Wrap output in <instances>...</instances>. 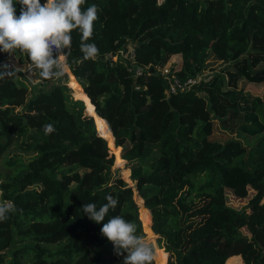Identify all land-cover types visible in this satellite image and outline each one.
Instances as JSON below:
<instances>
[{
  "label": "trees",
  "instance_id": "1",
  "mask_svg": "<svg viewBox=\"0 0 264 264\" xmlns=\"http://www.w3.org/2000/svg\"><path fill=\"white\" fill-rule=\"evenodd\" d=\"M93 4L94 58H83L73 30L63 76L32 70L33 82L31 70L9 69L0 79V200L17 208L0 222V264H122L100 235L103 222L81 208L107 195L118 201L109 216L134 222L144 238L156 234L164 253L154 248L156 264H264V90L238 86L264 82V0H85L81 8ZM120 48L141 73L124 56L105 57ZM9 60L28 58L0 52V66ZM155 66L180 81L210 73L167 92ZM214 119L225 138L211 137ZM48 123L55 132L45 135ZM113 157L129 182L128 163L135 199ZM226 189L244 205L228 203Z\"/></svg>",
  "mask_w": 264,
  "mask_h": 264
},
{
  "label": "clouds",
  "instance_id": "2",
  "mask_svg": "<svg viewBox=\"0 0 264 264\" xmlns=\"http://www.w3.org/2000/svg\"><path fill=\"white\" fill-rule=\"evenodd\" d=\"M15 3L21 5L16 15ZM85 0H0V52L13 55L15 50L27 55V67L35 70L43 79L59 78L66 70L65 51L71 46V33L81 34L80 51L85 60L98 54L94 43L87 41L93 35L94 21L98 19V7L93 4L86 9ZM7 65L0 66V79L11 76ZM45 135L55 132L53 124L43 126ZM99 207L95 203L82 205L85 216L101 224L100 235L112 245L122 264H153L156 253L153 245L137 234L136 224L120 215L109 216L118 201L111 195ZM17 211L11 200H0V222ZM108 216L107 222L105 217Z\"/></svg>",
  "mask_w": 264,
  "mask_h": 264
},
{
  "label": "rangeland",
  "instance_id": "3",
  "mask_svg": "<svg viewBox=\"0 0 264 264\" xmlns=\"http://www.w3.org/2000/svg\"><path fill=\"white\" fill-rule=\"evenodd\" d=\"M174 58H175V57H172V61L174 60ZM209 64H211L210 66H213V67H215V68H218L219 65H221L219 61H211V62H209ZM208 73H210V72H209L208 70H205L204 72L199 73L198 75H199V77L201 78V77L205 76V75L208 74ZM27 75L31 77V79L33 80V82L36 80L35 78H33V72H32V70L29 71V72H27ZM75 83H77V81H75ZM238 86H242L245 90H248V91H249L250 93H252V94H261L262 91L264 90V82H260V83H249V82L244 81L243 78H240V79L238 80ZM228 134H229V133H227L226 131L221 130L220 127H218V122L214 119V120H213V128H212L211 137H219V138H222V139H223V138H225ZM119 151H120V150H119ZM15 152H16V154L13 155V156L19 155V156H21V157L24 158V159H26L29 155H31L30 152H20V151L13 150V148H9V149L7 150V152H6V155H12V154H14ZM107 152H108L109 154H112V155H113V153L110 151V148L108 147V145H107ZM123 164H124V166L128 169V178H129V182L126 181V180L122 177V173H121V171H120V168H119L118 165H116V164L114 163V157H113L112 168L115 169V172H116L117 174H119V175L125 180V182H127L128 184H131L133 180H131L130 177H129L128 163L124 160ZM249 192H250V191H249ZM135 195H136V193H135L134 190H133V196H134V199H135ZM226 199H227L228 203H230V204H232V205H234V206H240V205H244V203L246 202V199H247V198H246V197H238V198H236L235 196H233V195L231 194V192H230L229 190L226 189ZM263 199H264V194H263L261 200H263ZM200 213H201V212H200ZM149 228H150V221H149ZM150 229H151V228H150ZM145 238H146V239L148 238L147 240L151 242V244L153 245L154 248H155V247H157V248L160 247V248H159V249H160V253H161L162 255H164V253H163V247L157 245V242H156V234H155V237H154L153 239H150L149 236H148V233L146 232V233H145ZM165 252H166V251H165ZM165 256H167V252H166ZM164 259H165V261H166V258H165V257H164ZM165 261H164V264H165ZM231 261H233V262H231ZM236 261H238V260H237V259H236V260H232V259H230L228 264L234 263V262H236ZM238 262H239V261H238ZM154 264H156V263H155V260H154Z\"/></svg>",
  "mask_w": 264,
  "mask_h": 264
},
{
  "label": "built area",
  "instance_id": "4",
  "mask_svg": "<svg viewBox=\"0 0 264 264\" xmlns=\"http://www.w3.org/2000/svg\"><path fill=\"white\" fill-rule=\"evenodd\" d=\"M45 3V0H44ZM120 48L117 52L114 53H107L106 58L115 60L117 58H120L122 56L125 57V59L129 62L128 67L131 69L133 74H139L143 70L144 67L138 66L133 62L132 59V51L129 50L128 52H123ZM30 61H26L24 65L16 66L12 61H5V65L9 67V69H18L21 72L25 73L26 70H28L27 63ZM155 69L161 74L163 79L166 82V91L167 92H173L176 89H184L187 88L191 83L195 82L199 79V75L197 74L194 77H188L183 81L178 80L176 76L173 74H170L168 71V66H155Z\"/></svg>",
  "mask_w": 264,
  "mask_h": 264
},
{
  "label": "water",
  "instance_id": "5",
  "mask_svg": "<svg viewBox=\"0 0 264 264\" xmlns=\"http://www.w3.org/2000/svg\"><path fill=\"white\" fill-rule=\"evenodd\" d=\"M67 85H68V84H67ZM71 94H72V93H71ZM73 97H74V96H73ZM82 101H83V100H82ZM83 103H84V102H83ZM83 115H84V116H91V115L86 114L85 111H84V114H83ZM91 117H92V119H93V121H94V117H93V116H91ZM94 123H95V122H94ZM127 185L130 186V187H132V189H133L134 192H135V181H134V180L132 181L131 184H128V183H127Z\"/></svg>",
  "mask_w": 264,
  "mask_h": 264
},
{
  "label": "crops",
  "instance_id": "6",
  "mask_svg": "<svg viewBox=\"0 0 264 264\" xmlns=\"http://www.w3.org/2000/svg\"><path fill=\"white\" fill-rule=\"evenodd\" d=\"M224 264H225V261H224ZM231 264H243V263H242V261H241V259H240V257H239V262H238V261H236V262H234V263H231Z\"/></svg>",
  "mask_w": 264,
  "mask_h": 264
}]
</instances>
